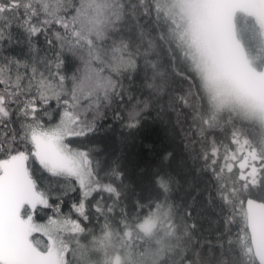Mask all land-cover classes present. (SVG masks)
I'll use <instances>...</instances> for the list:
<instances>
[{
  "label": "snow or ice",
  "instance_id": "snow-or-ice-1",
  "mask_svg": "<svg viewBox=\"0 0 264 264\" xmlns=\"http://www.w3.org/2000/svg\"><path fill=\"white\" fill-rule=\"evenodd\" d=\"M0 264H264V0H0Z\"/></svg>",
  "mask_w": 264,
  "mask_h": 264
},
{
  "label": "trees",
  "instance_id": "trees-1",
  "mask_svg": "<svg viewBox=\"0 0 264 264\" xmlns=\"http://www.w3.org/2000/svg\"><path fill=\"white\" fill-rule=\"evenodd\" d=\"M120 134V129L118 126L115 129L105 135H101L98 139V143L100 147H107L109 150H118L119 143H118V136ZM66 210V209H65ZM48 214L51 215V212L48 211ZM43 215V213H41Z\"/></svg>",
  "mask_w": 264,
  "mask_h": 264
},
{
  "label": "bare ground",
  "instance_id": "bare-ground-1",
  "mask_svg": "<svg viewBox=\"0 0 264 264\" xmlns=\"http://www.w3.org/2000/svg\"><path fill=\"white\" fill-rule=\"evenodd\" d=\"M49 215V214H48Z\"/></svg>",
  "mask_w": 264,
  "mask_h": 264
}]
</instances>
